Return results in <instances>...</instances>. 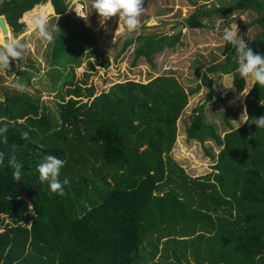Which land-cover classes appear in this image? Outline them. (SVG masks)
<instances>
[{
    "label": "trees",
    "instance_id": "16d2710c",
    "mask_svg": "<svg viewBox=\"0 0 264 264\" xmlns=\"http://www.w3.org/2000/svg\"><path fill=\"white\" fill-rule=\"evenodd\" d=\"M227 1L198 8L181 25L200 29L203 18L254 10L259 15L245 26L256 24L261 30L247 45L264 54V0ZM46 2L59 19L54 60L74 59L79 51L71 42L75 35L88 49L95 46L96 38L68 10L66 0H1L0 15L16 37L23 33L22 17L36 6L45 16ZM137 41L134 63L141 57L152 61L163 48L174 47L179 35L139 36ZM134 43L128 40L123 51ZM223 54L225 62L210 71L231 74L233 87L242 91L236 49L225 41ZM80 82L83 95L92 97L62 98L59 125L34 102L28 124L0 120V129L6 128L0 131V216L8 221L0 232V264H158L153 261L157 241L166 234L174 244V261L168 264H179L187 249L193 260L187 264H264V128L252 123L264 116V86L254 82L244 98L245 123L232 128L226 121L231 130L223 138L205 122L202 107L195 110L187 139L202 144L211 138L223 147L211 173L191 177L170 155L176 122L201 85L210 88L206 101L212 100L213 79L203 74L192 89L173 74L148 82L126 79L96 94L92 84ZM24 132L27 140L21 138ZM13 154L22 164L19 180L9 166ZM46 155L64 161L59 180L69 183L63 195L39 179L36 169ZM101 166L108 171L99 174ZM144 242L152 251L143 257Z\"/></svg>",
    "mask_w": 264,
    "mask_h": 264
},
{
    "label": "rangeland",
    "instance_id": "374dc122",
    "mask_svg": "<svg viewBox=\"0 0 264 264\" xmlns=\"http://www.w3.org/2000/svg\"><path fill=\"white\" fill-rule=\"evenodd\" d=\"M79 2L84 4V12L81 15L86 17L82 18L75 12V9L80 10L82 4ZM226 3L227 0H143L144 10L138 18V27L131 32L126 29L124 32H116L119 27L118 16L102 21L92 7V0H67L68 10L77 17L87 32L96 38L95 46L88 49L83 45L80 36H73L71 42L79 51L74 53L71 63L54 60L52 56L58 15L51 10L50 5L45 9V16L42 8L34 7L21 19L24 23L23 33L15 37L9 28V37L14 43L18 40L19 45L23 47H17V51L21 53L19 60L10 61L9 68H0V120L28 124L27 118L34 112L30 104L34 102L39 111L45 109L50 119L59 125L58 103L62 98L73 96L88 100L92 97L83 95L84 84L80 82L81 78L85 79L86 85H93V94H96L118 81L134 79L148 82L158 75L169 74H173L185 89H192L202 81L203 74H206L209 79H213L214 97L211 101H206L210 88L204 85L189 96L188 103L183 107L176 122V138L170 155L191 177L211 173L223 146H218L211 138H206L202 144L195 139L188 140L186 128L192 123V116L199 107H202L200 112L205 122L214 125L221 138L231 129L226 121H229L232 128L239 127L243 122V119H240L244 104L243 95L254 80L251 76L244 79V89L236 91L232 85L231 74H217L209 68L225 62V30L234 32L236 38H242L246 44L257 38L260 27L256 24H245L259 13L246 10L235 11L221 18L213 15L202 19L203 27L200 29H190L181 24L198 8L203 9L205 6V9H210L227 5ZM37 17L46 18L48 30L53 34L52 41L46 42L38 37L37 30L31 23ZM120 26L123 27L122 21ZM178 26L182 28L174 34L179 35V41L174 47L163 48L153 55L152 61L141 57L134 63L135 48L141 43L137 41L139 36H171ZM128 40H135V43L123 51ZM65 80L72 81L69 83ZM17 85H23L24 90L19 91ZM70 86H75L76 90H69ZM206 152L214 154V159ZM107 171L108 169L102 166L98 170L99 174ZM106 180L110 178L107 177ZM172 184L174 183H171V186ZM7 222L4 216H0V232ZM153 239L154 237H150V241ZM166 240L164 238L158 244L160 252L161 246H166ZM144 248L147 251L151 249L147 242H144L143 247H140L143 257L152 251L147 252ZM183 252L182 249L179 254L182 255ZM185 253V257H180L179 264H187L188 261L193 263L189 249ZM169 259L174 261L173 257L164 258L161 254H156L153 261L168 264Z\"/></svg>",
    "mask_w": 264,
    "mask_h": 264
},
{
    "label": "clouds",
    "instance_id": "9594fccd",
    "mask_svg": "<svg viewBox=\"0 0 264 264\" xmlns=\"http://www.w3.org/2000/svg\"><path fill=\"white\" fill-rule=\"evenodd\" d=\"M143 0H92V7L98 13L102 21L118 16L119 27L116 32H124L125 29L129 32L135 30L140 21L139 16L142 14L144 8L142 7ZM80 17H86L79 14ZM123 22V27L120 22ZM33 28L37 30V35L43 41L50 42L53 40V34L48 30L46 18L37 17L32 20ZM223 39L234 46L236 49V62L238 64L237 71L241 78L247 79L249 76L259 85L264 86V54L254 53L248 47L242 38L237 39L235 33L230 30H225ZM19 45L18 40L14 43L13 39L8 37L6 32H0V68H9L10 61H17L21 57V53L17 51ZM215 86V85H214ZM19 91L24 90L23 85H17ZM246 112V109H245ZM252 123L257 128H264V116L253 118ZM0 131H6L0 129ZM22 139H28V133L24 132L21 135ZM5 143L7 137H5ZM3 163V154L0 153V164ZM64 161L53 156L46 155L43 162L37 166L39 179L41 182L47 181L52 192H59L63 195V185L69 183L66 178L63 185L59 180L60 169L63 167ZM9 166L14 169L13 179L19 180L21 178L22 164L17 161L13 154L9 159Z\"/></svg>",
    "mask_w": 264,
    "mask_h": 264
},
{
    "label": "crops",
    "instance_id": "0c3cea01",
    "mask_svg": "<svg viewBox=\"0 0 264 264\" xmlns=\"http://www.w3.org/2000/svg\"><path fill=\"white\" fill-rule=\"evenodd\" d=\"M46 3H48V4L50 5V7H51V10H53V7H52L51 3H50V2H46ZM46 3H45V4H46ZM254 82H255V81H253V82L251 83V86L249 85V87L246 88V91H245V93H244V95H243V103H244L245 95H246L247 92L252 88ZM240 119H243V122L241 123V125H240L239 127H241V126L245 123V121H246V119H247V113L245 112V104H243V109L240 111ZM234 128H237V127H234ZM230 130H231V129H230ZM228 132H229V131H228ZM176 236H177L178 239L181 238V237H179L177 234H176ZM170 237H171V236H169L168 234H166V235L162 236V238L159 239V241H157V250H156V254H161L162 257H163V255H165L164 258H165V257H166V258L173 257V248H174V244H169V243L167 242L168 239H169ZM191 237H192V236H187V237H183V238L189 239V238H191ZM164 238L167 239V240L164 242V243L166 244V246H164V247L161 246V252H162V253H161V252H160V248H158V244H159L160 241H162ZM165 247H166L167 249H165ZM158 251H159V252H158ZM156 254H155V255H156ZM169 255H170V256H169Z\"/></svg>",
    "mask_w": 264,
    "mask_h": 264
},
{
    "label": "water",
    "instance_id": "95a60500",
    "mask_svg": "<svg viewBox=\"0 0 264 264\" xmlns=\"http://www.w3.org/2000/svg\"><path fill=\"white\" fill-rule=\"evenodd\" d=\"M67 1V0H66ZM7 28H8V31H9V27L8 25L6 24L5 22V18L3 15H0V31L1 32H6L7 34ZM182 27L181 26H178L172 33V35H174L175 33H178V31L181 29ZM217 74L220 73L221 74V71H218L216 72Z\"/></svg>",
    "mask_w": 264,
    "mask_h": 264
},
{
    "label": "built area",
    "instance_id": "2783aa9c",
    "mask_svg": "<svg viewBox=\"0 0 264 264\" xmlns=\"http://www.w3.org/2000/svg\"><path fill=\"white\" fill-rule=\"evenodd\" d=\"M79 3H81V2H79ZM82 5L80 6V10L78 11L79 12V14H82L83 12H84V4L83 3H81ZM75 12H76V9H75ZM77 14V13H76Z\"/></svg>",
    "mask_w": 264,
    "mask_h": 264
}]
</instances>
